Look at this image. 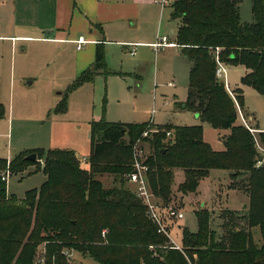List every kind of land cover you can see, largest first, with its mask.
Instances as JSON below:
<instances>
[{
  "label": "trees",
  "instance_id": "16d2710c",
  "mask_svg": "<svg viewBox=\"0 0 264 264\" xmlns=\"http://www.w3.org/2000/svg\"><path fill=\"white\" fill-rule=\"evenodd\" d=\"M240 1L171 3L170 21L177 24L175 42L191 63L187 96L179 107L213 128H229L224 149L216 151L203 140L201 123H165L148 131V123L109 122L101 116L90 121L87 169L67 149H31L10 160L0 158V264H77L70 262L67 249L86 252L101 264H264V163L256 166L259 153L253 135L235 124V102L215 76L218 50L223 63L247 69L242 84L264 95V0H251V22L241 21ZM99 72L108 74L102 43L96 44L94 62L73 79L68 90L92 81ZM235 92L241 107L243 96L240 89ZM66 105L67 94L55 112H64ZM4 115L0 102V118ZM145 131L148 134L142 136ZM259 137L264 144V132ZM138 139L152 149L145 163L156 200L169 201L175 169L184 172L178 186L181 193H194L199 179L213 168L229 170L232 180L244 174L249 202L243 225L235 212L227 210L229 217L218 234L210 228L208 209L200 208L198 230L182 229L180 247L170 244L142 201L124 187L125 176L133 170L132 145ZM32 152L37 160L25 158ZM33 163L43 171L45 181L22 198L7 195L1 179L5 169L16 173ZM102 174L117 176L118 186L104 187L96 179ZM253 227L258 228L260 243L253 238ZM42 245L45 255L39 259Z\"/></svg>",
  "mask_w": 264,
  "mask_h": 264
},
{
  "label": "rangeland",
  "instance_id": "374dc122",
  "mask_svg": "<svg viewBox=\"0 0 264 264\" xmlns=\"http://www.w3.org/2000/svg\"><path fill=\"white\" fill-rule=\"evenodd\" d=\"M169 3L163 8L161 30L156 24L148 25L152 22L142 24L154 35V41L162 35L173 39L176 21L168 22ZM239 9L242 19L247 17L250 20L247 22H251V0H241ZM148 15L151 19L152 16ZM139 40L144 39L139 37ZM62 47L59 43L40 40L18 42L13 49L9 41L0 40V102L5 107V115L0 118V158L10 160L31 149H67L74 151L81 166L87 169L89 122L101 116L109 122L143 123L151 120L148 122L151 130L155 124L166 122L178 125L201 123L203 140L216 151L224 149L223 141L230 132L229 128H213L198 122L193 112L174 104L175 100L181 103L186 99L190 61L181 52L167 48L155 54L151 48L139 46L136 55L131 56L126 48L110 42L106 49L108 74L99 73L92 81L68 90L73 81V65L69 63L75 50L69 46L64 52ZM79 53L76 50V58ZM140 66L144 69L143 79L136 84L138 81L132 72L140 70ZM224 68L227 88L234 95L237 89L241 91L243 106L240 108L249 126L264 132V95L241 83V77L247 72L242 64L224 63ZM65 94L66 111L55 112ZM235 124H241V121L236 118ZM255 136L261 141L259 134ZM136 144L142 154L152 152L148 143L140 141ZM36 167L34 163L29 164L16 173L5 169L4 173L8 174L7 195L22 198L27 190L39 188L46 176ZM230 173L225 169H210L199 179L195 193H181L178 186L183 181L184 172H173L169 201L154 199L170 244H182V229L198 230L196 212L200 208L208 209L210 228L218 234L224 229L221 223L229 217L227 210H236L232 212L243 225L249 202L246 198L247 177L242 174L232 180ZM105 175L101 181L104 187L118 186L117 176ZM124 187L133 191L134 185L127 177ZM173 211H182L183 216L176 218ZM251 232L254 240L260 243L258 228L253 227ZM65 253L71 263L101 264L86 252L67 249ZM44 255L42 245L38 249V258Z\"/></svg>",
  "mask_w": 264,
  "mask_h": 264
},
{
  "label": "crops",
  "instance_id": "0c3cea01",
  "mask_svg": "<svg viewBox=\"0 0 264 264\" xmlns=\"http://www.w3.org/2000/svg\"><path fill=\"white\" fill-rule=\"evenodd\" d=\"M169 2L170 0H168L166 5ZM172 2L173 0H171ZM171 3H169V12L167 14L168 22H172L170 21ZM166 5L161 6L150 0H0V40L9 41L13 49H15L18 42L40 40L62 44L64 52L69 46L73 47L75 53L69 65H73L72 79H74L94 62L97 43H102L103 45L106 66V49L110 42L119 44L124 49L126 48L131 56L136 55V48L139 46L149 47L155 54L167 48L181 52L180 46L175 42L176 22L173 30V39L164 35L167 41L173 43V45L160 47L157 50L150 45L154 42V35L150 33L145 25L142 26L144 23L152 22L148 25L156 24L157 29L161 30V27H163V10ZM148 14L152 16L151 19L148 18ZM239 14L242 22L250 21L247 17L242 19L240 9ZM80 36L86 42L80 49H77L75 40ZM139 37L144 40H139ZM76 50L81 52L77 58ZM140 61L142 60L140 59ZM190 68L191 63L189 70ZM132 74L138 81L136 84H138L143 79V67L140 66L138 71L135 69ZM219 81L222 82L221 80ZM179 103L177 100L174 102L175 106H179ZM243 115H245L244 112ZM194 117L200 122L197 114ZM157 125L163 124H155V126ZM181 172V169L174 170L176 174ZM105 176L107 175H97L96 179L102 181ZM179 179H181V176ZM246 198H248V195ZM176 246L180 247L178 244Z\"/></svg>",
  "mask_w": 264,
  "mask_h": 264
},
{
  "label": "built area",
  "instance_id": "2783aa9c",
  "mask_svg": "<svg viewBox=\"0 0 264 264\" xmlns=\"http://www.w3.org/2000/svg\"><path fill=\"white\" fill-rule=\"evenodd\" d=\"M150 1L157 3L161 6L166 5V3L168 2V0H150ZM75 42H76V48L80 49L82 47V45L86 42V40L82 36H80L77 40H75ZM150 45L155 50H157L160 47L172 46L173 43L168 42L166 36L163 35L161 37H157L156 41H154ZM132 53H134V52H132ZM217 55H218V50L215 51V57H216L215 58L216 59L215 76L218 80H221V81H222V78H224V81H222V83L224 84L227 92L229 93V95L231 96V98L235 102L236 110H237V117L240 119L241 124L244 127H246L249 130V132L253 135L255 147H256L257 152L259 153V157L257 159L256 166H260L264 163V145H263V143H261L260 140L259 141L257 140L255 134H259L261 131H259L256 128H251L249 126L248 119L243 115V112H242V110H241L240 106L238 105L237 100L235 98V95L233 94V92L231 90H229L227 88V85L224 83L225 79H226L225 78L226 71L224 68V63L218 58ZM149 127H150V125H148V131H154L156 129V126L152 130ZM148 131L143 132L142 136H146L148 134ZM167 134H169V132ZM140 141L141 140L138 139L132 145L133 170L130 171L129 173H127V175L125 177H127L128 181L134 185L133 193L146 206L147 215L149 216V218H151L153 221H155L157 223L158 231L163 232L166 235H168L165 228L162 226V224L160 222L159 215L156 212L157 205H155V201H154L155 196L150 189L149 182L147 179L146 173L148 171L149 166H148V164L145 163V160H146L148 155L142 154L136 148V145H137L136 143L140 142ZM7 178H8V174L2 173L1 179L6 182ZM172 214H174L176 216V218H181L183 216L182 211H179V212L173 211ZM175 247H177V246L175 245Z\"/></svg>",
  "mask_w": 264,
  "mask_h": 264
},
{
  "label": "water",
  "instance_id": "95a60500",
  "mask_svg": "<svg viewBox=\"0 0 264 264\" xmlns=\"http://www.w3.org/2000/svg\"><path fill=\"white\" fill-rule=\"evenodd\" d=\"M25 158L28 160L34 161V160H37V154L35 152H32L26 155Z\"/></svg>",
  "mask_w": 264,
  "mask_h": 264
}]
</instances>
